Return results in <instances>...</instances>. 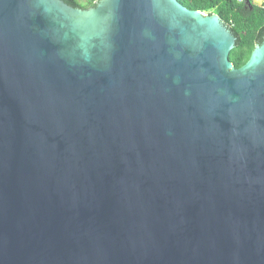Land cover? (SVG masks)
I'll return each mask as SVG.
<instances>
[{
	"label": "water",
	"instance_id": "water-1",
	"mask_svg": "<svg viewBox=\"0 0 264 264\" xmlns=\"http://www.w3.org/2000/svg\"><path fill=\"white\" fill-rule=\"evenodd\" d=\"M235 44L177 0H0V264H264V41Z\"/></svg>",
	"mask_w": 264,
	"mask_h": 264
},
{
	"label": "trees",
	"instance_id": "trees-1",
	"mask_svg": "<svg viewBox=\"0 0 264 264\" xmlns=\"http://www.w3.org/2000/svg\"><path fill=\"white\" fill-rule=\"evenodd\" d=\"M74 9L95 8L101 0H61ZM81 1H85L82 4ZM189 11L218 16L236 38L235 48L229 60L235 69H240L249 60L254 48L264 41V10L251 7L237 0H177ZM251 0H249V3Z\"/></svg>",
	"mask_w": 264,
	"mask_h": 264
},
{
	"label": "built area",
	"instance_id": "built-area-1",
	"mask_svg": "<svg viewBox=\"0 0 264 264\" xmlns=\"http://www.w3.org/2000/svg\"><path fill=\"white\" fill-rule=\"evenodd\" d=\"M238 3H245L249 2V0H237ZM251 6L258 7L261 10H264V0H251L250 2Z\"/></svg>",
	"mask_w": 264,
	"mask_h": 264
},
{
	"label": "rangeland",
	"instance_id": "rangeland-1",
	"mask_svg": "<svg viewBox=\"0 0 264 264\" xmlns=\"http://www.w3.org/2000/svg\"><path fill=\"white\" fill-rule=\"evenodd\" d=\"M82 4H85V1H81Z\"/></svg>",
	"mask_w": 264,
	"mask_h": 264
},
{
	"label": "flooded vegetation",
	"instance_id": "flooded-vegetation-1",
	"mask_svg": "<svg viewBox=\"0 0 264 264\" xmlns=\"http://www.w3.org/2000/svg\"><path fill=\"white\" fill-rule=\"evenodd\" d=\"M251 8L250 9H253V6H250ZM228 27V26H227Z\"/></svg>",
	"mask_w": 264,
	"mask_h": 264
}]
</instances>
